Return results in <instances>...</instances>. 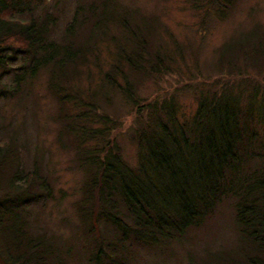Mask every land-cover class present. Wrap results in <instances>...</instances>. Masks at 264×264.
Segmentation results:
<instances>
[{"label": "trees", "instance_id": "16d2710c", "mask_svg": "<svg viewBox=\"0 0 264 264\" xmlns=\"http://www.w3.org/2000/svg\"><path fill=\"white\" fill-rule=\"evenodd\" d=\"M48 1L0 0V100L13 93L27 72L53 68L48 82L58 80V138L72 148L74 164L86 171L75 202L86 239L84 264H133L136 247L181 242L190 227L204 224L224 202L233 206L237 242L213 249L200 264H264V118L254 108L258 87L246 83L247 93L237 97L232 88L220 96H203L193 118L182 122L173 101L148 104V117L142 116L134 134L138 162L130 167L108 141L111 116L95 111L98 94L80 88L92 87L90 72L88 84L81 83L84 65L102 67L98 39L104 40L103 19L94 17L98 4L85 9L77 3L58 41L57 12L35 11ZM109 1L104 0L105 9ZM131 17L120 14L112 20L126 29L127 42L117 47L113 73H106L130 98L135 94L127 77L131 73L149 78L180 67L174 48L156 44L148 27L134 24ZM84 24L91 28L74 31ZM20 53L25 55L19 64L23 73L10 82L6 75L14 74L13 61ZM252 57L264 62V49ZM247 62V57L222 55L220 69L243 74ZM116 72L126 82L124 89ZM64 103L72 112L64 110ZM97 121L105 127L94 126ZM6 122H0V264H73V247L58 245L57 234L37 224L34 214L57 196L49 162L34 149L33 164L25 171L29 143H22Z\"/></svg>", "mask_w": 264, "mask_h": 264}, {"label": "rangeland", "instance_id": "374dc122", "mask_svg": "<svg viewBox=\"0 0 264 264\" xmlns=\"http://www.w3.org/2000/svg\"><path fill=\"white\" fill-rule=\"evenodd\" d=\"M93 2L98 4L94 17L103 19L101 29L104 40L98 39L102 67L100 69L93 64L90 70V64L84 65L81 83L87 85L90 80L92 87L80 88L85 94H98L95 111L111 116L107 124L109 129L105 132L108 141L118 146L121 157L130 167L138 162L134 134L142 116L148 117V104L158 102L159 105H167L173 101L178 120L182 122L193 118L203 96H220L232 88V95L237 97L247 93V83L249 88L258 87L254 108L264 118V62L252 60L255 50L264 49V0H232L231 3H222V0L216 3L208 0H110L107 9L103 6L104 0H49L36 7L35 11L38 15L47 11L57 12L56 39L60 41L61 30L70 21L76 4L87 9ZM120 14L132 15L134 24L144 29L148 27L156 44L174 48L173 53L180 66L149 78H138L131 73L127 77L135 92L132 98L106 78L107 72L113 73L112 63L117 60V47L127 42L126 29L112 22ZM90 28L89 24L78 25L74 31L83 33ZM222 55L227 59L234 55L238 60L247 57V71L239 74L240 71L232 72L226 66L220 69ZM24 57L20 53L13 61L14 74L6 75L10 82L21 77L23 69L19 68V64ZM122 66L124 71H129L125 62ZM52 69L39 67L36 74H24L13 93L0 100V119L9 121L5 124L10 123L18 131L22 143H29L30 150L24 153L25 171L33 164L34 149L48 160L57 196L49 200L46 207L34 212L37 224L57 234L58 245L64 250L73 247V264H84L83 245L86 239L83 238L82 225L78 223L75 202L82 193L86 171L83 166L74 164L72 148L63 146L58 138L61 123L56 117L61 112L60 96L55 94L57 78L48 82ZM89 72L91 77L88 80ZM121 75L119 72L114 74L124 89L126 82ZM64 110L72 112V107L65 104ZM94 126L105 127L99 121ZM108 141L105 140V143ZM234 219L230 202L219 204L208 221L198 227H190L181 242L136 247L132 263L200 264V258L207 257L205 255L213 249L231 247L237 242Z\"/></svg>", "mask_w": 264, "mask_h": 264}]
</instances>
